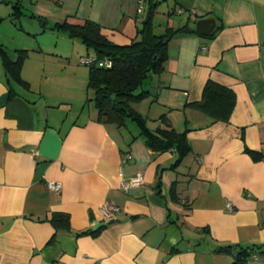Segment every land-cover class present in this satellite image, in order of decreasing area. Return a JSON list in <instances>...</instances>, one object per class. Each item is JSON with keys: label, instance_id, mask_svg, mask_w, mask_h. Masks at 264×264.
Instances as JSON below:
<instances>
[{"label": "crops", "instance_id": "crops-1", "mask_svg": "<svg viewBox=\"0 0 264 264\" xmlns=\"http://www.w3.org/2000/svg\"><path fill=\"white\" fill-rule=\"evenodd\" d=\"M150 1L161 3L18 0L16 8L0 0V45L12 60L33 50L21 71L27 87L0 57V264H231L238 250L264 253V0H171L164 31L218 20L212 35L174 36L164 71L133 104L150 131L187 132L192 150L177 165L178 151L151 148L134 122L100 120L95 105L85 112L83 70L82 81L62 80L40 66L61 57L79 71L84 43L56 24L90 20L128 45L140 38ZM32 36L55 39V49L41 40L30 49ZM209 80L234 92L229 120L190 106ZM138 172L144 184L122 189ZM156 190L162 205L151 200ZM106 202L119 208L109 221Z\"/></svg>", "mask_w": 264, "mask_h": 264}, {"label": "trees", "instance_id": "trees-1", "mask_svg": "<svg viewBox=\"0 0 264 264\" xmlns=\"http://www.w3.org/2000/svg\"><path fill=\"white\" fill-rule=\"evenodd\" d=\"M150 2L148 20L139 30L140 38L128 45L112 42L102 33L101 26L90 20L82 24L64 21L56 24L55 28L72 38L80 39L88 48L96 50V54L92 56L95 62L89 64L87 88L92 91L91 99L98 111L99 119L119 126L126 124L128 120L134 122L145 135L151 148L160 151L176 149L179 154L177 165L192 150L187 132H178L173 128L150 131L146 125V118L133 107V104L147 97L148 90L145 85L152 75H159L164 71L169 41L176 35L195 33V30L185 25L177 29L169 27L164 34H156L152 18L159 3ZM28 53V50H17V57L12 60L7 50L0 45V57L8 76L26 87L28 84L22 79L21 71ZM104 60L112 61V66H99L98 62ZM235 102L236 96L230 88L209 80L203 89L202 99L192 102L190 106L215 120L226 121L232 114ZM162 119L165 120V116ZM223 250L234 253L232 248ZM259 253L264 254L262 250ZM251 255L252 252L247 249L238 250L231 264H247Z\"/></svg>", "mask_w": 264, "mask_h": 264}, {"label": "rangeland", "instance_id": "rangeland-1", "mask_svg": "<svg viewBox=\"0 0 264 264\" xmlns=\"http://www.w3.org/2000/svg\"><path fill=\"white\" fill-rule=\"evenodd\" d=\"M161 3H159L158 5V10L156 12V15H155V18H154V30L156 32V34H161L163 32H165V26H166V22H167V17H165L166 15H168V11H170L172 8H173V3L171 0H160ZM18 3V0H16V5ZM173 19L176 18L175 16L172 17ZM177 20V19H176ZM178 21V20H177ZM174 26L175 27H178V24L177 22L174 23ZM49 34V33H47ZM39 37V41L41 40V43L43 45V47L46 49L45 51L46 52H52V50H48V49H55V39H49V38H41V36H37ZM31 39V43H32V46L30 49H33V48H37L39 49V41H38V38H34L33 36L30 38ZM83 44V43H81ZM50 46V47H49ZM33 52V50H29V55ZM96 54V50L94 48H88L86 46V44L83 45V52L77 54V66H79V71H74L76 68H73L72 66H70V64L68 63V65H65L64 64V61H61L59 57L58 59H50L48 61H45L46 64H41L40 66H48V67H51L53 70L56 71L57 73V76L56 77H63L62 80L64 78L66 79H70V80H73V79H79V81H82V73L80 70H83V82H84V86L86 88V91L88 90L87 88V75H88V72H89V64H84V63H81V60L85 57H92ZM82 56H84L82 58ZM64 57H67V56H64ZM64 66H66V68H64ZM48 74V72H46ZM42 75L44 76L45 73L42 72ZM49 76H50V73H49ZM42 79V76H41V71L39 72H35L34 73V82L36 81H39ZM35 86H37V84L35 83ZM90 95V98L92 95V91H89L88 90V96L86 97V101H85V108H86V111H88V108L89 106H91V108L93 109L94 108V103L92 102V100H88V97ZM88 100V101H87ZM258 264V262H255L254 264ZM261 264H264L261 262Z\"/></svg>", "mask_w": 264, "mask_h": 264}, {"label": "built area", "instance_id": "built-area-1", "mask_svg": "<svg viewBox=\"0 0 264 264\" xmlns=\"http://www.w3.org/2000/svg\"><path fill=\"white\" fill-rule=\"evenodd\" d=\"M141 9L142 7L139 8V11H141ZM93 62H95L94 57H87L82 59V63L84 64H91ZM98 64L99 66L111 67L112 61L104 60L98 62ZM129 158L130 156L128 155L126 159ZM143 184H144L143 174L141 172H138L130 178L122 179L120 186L122 189L127 190L131 187L140 186ZM46 185L50 190L53 191H59L62 187L59 182H55V181H47ZM100 209L106 221L113 219L117 214V212L119 211V208L110 202H106L105 204H103ZM258 261L264 263V254L255 253L251 255L250 258L247 260V264H253Z\"/></svg>", "mask_w": 264, "mask_h": 264}, {"label": "water", "instance_id": "water-1", "mask_svg": "<svg viewBox=\"0 0 264 264\" xmlns=\"http://www.w3.org/2000/svg\"><path fill=\"white\" fill-rule=\"evenodd\" d=\"M218 27V20L214 16L200 18L195 23V31L200 35H212ZM151 200L162 205L164 200L159 197V190L152 195Z\"/></svg>", "mask_w": 264, "mask_h": 264}]
</instances>
